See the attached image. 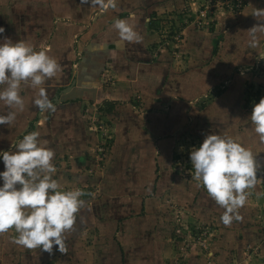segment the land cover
<instances>
[{
	"label": "rangeland",
	"instance_id": "obj_1",
	"mask_svg": "<svg viewBox=\"0 0 264 264\" xmlns=\"http://www.w3.org/2000/svg\"><path fill=\"white\" fill-rule=\"evenodd\" d=\"M236 3L117 0L116 9L102 11L81 0H0V43L4 37L27 40L61 65L44 85L57 110L42 114L33 104L38 89L22 86L24 110L12 125H0V152L15 151L24 135L39 131L40 142L55 151L53 178L61 190L91 193L81 197L85 223L78 216L66 255L55 245L52 254L17 246L11 230L0 235V264H264V167L239 210L243 220L226 227L220 221L224 209L197 187L190 161L207 135L220 134L249 148L264 165V144L249 118L264 98V44L248 46L256 5ZM132 12L139 32L153 24L157 41L154 34L142 44L120 40L112 24ZM145 44L160 54L154 62L136 58ZM139 63L157 76L148 84L161 104L153 111L167 114L166 121L160 115L151 120L152 130L150 116L137 112L150 94L140 95ZM111 70L132 79L127 88L133 93L123 102L131 105L121 107L120 125L89 102L88 111L73 103L77 98H61L64 88L110 85ZM8 111L0 101V115Z\"/></svg>",
	"mask_w": 264,
	"mask_h": 264
},
{
	"label": "clouds",
	"instance_id": "obj_2",
	"mask_svg": "<svg viewBox=\"0 0 264 264\" xmlns=\"http://www.w3.org/2000/svg\"><path fill=\"white\" fill-rule=\"evenodd\" d=\"M102 11L116 9L117 0H81ZM251 15L257 24L247 30L248 46L256 48L264 36V8H254ZM135 13L126 19H115L112 28L121 41L142 44L143 36L137 30ZM147 22V21H145ZM5 29L0 27V34ZM102 47V46H101ZM264 59V56H260ZM61 65L49 50L35 47L27 40L13 42L4 37L0 43V101L7 105V115H0V125L10 126L18 112L24 110L22 86L38 89L33 104L43 114L55 112L56 105L49 99L45 83L57 76ZM260 143L264 144V98L254 104L249 117ZM40 132L23 136L15 151L0 152L5 170L0 172V235L11 230L17 233L12 242L25 249H42L52 254L58 246L61 254L68 253L66 241L75 231L78 216L87 202L81 197L91 195L80 188L61 190L54 179L57 168L53 164L55 151L40 142ZM197 187L206 189L208 196L222 209L220 221L231 226L242 221L239 210L245 206L250 191L258 183L261 165L253 152L230 136L207 135L198 148L190 152ZM80 223L85 219L80 216Z\"/></svg>",
	"mask_w": 264,
	"mask_h": 264
},
{
	"label": "crops",
	"instance_id": "obj_3",
	"mask_svg": "<svg viewBox=\"0 0 264 264\" xmlns=\"http://www.w3.org/2000/svg\"><path fill=\"white\" fill-rule=\"evenodd\" d=\"M249 4L252 5V8L255 7V5H256V8H264V0H250ZM252 8H251V10H252ZM128 16H129V14L127 16H124V17L120 16V17H121V19H126V18H128ZM152 26H153V24L148 22L147 24L143 25V27H141L140 33L141 34L143 33V40H146L148 37L150 39L151 35H153V34H154L152 36L154 38L153 41L158 40L157 39L158 35H156L157 31H155V29ZM151 31H154L155 33H152ZM146 32L148 34H146ZM259 44H262V45L264 44V36L259 37ZM145 46H146V44H145ZM257 48H259V47H257ZM150 49H151L150 47L146 46L144 53H141L142 51L138 52L141 55H143V58L140 56V54H138L137 55L138 57H136V58L137 59H147L148 57L151 56L150 60L152 59V57H154V59H157L158 56H160V54L159 55H158V53L154 54L150 51ZM118 55L121 57V51L118 53ZM120 60H121V58H120ZM152 61L154 62L155 60L152 59ZM129 63L131 65L128 67H131L134 65L133 62H129ZM144 65H145V63H144ZM139 66H140V63H139ZM144 67H146V66H140L137 70L138 77L141 78V79H139V82L141 85H143L141 87H143L145 89V91L140 92V95H143V93H146V92L150 93V94L149 95L147 94L148 95L147 98H143L144 103H142V102L140 103L142 108H140L141 109L140 111L137 110V112H143V114L145 116H150L151 119L149 120V122L146 121V122H148V124L147 123L146 124L149 125V127L152 130L153 129L152 127H154L152 122L155 120V118H157V116L160 115V117L162 119H165V121H166L167 120V118H166L167 114L164 113V111H158V112L153 111V109L155 110L156 107L161 108V104H158L159 101L156 99L158 97L157 91H154L155 93L152 94V90H151V88H149L148 84H154L156 82L155 80H156L157 76L155 75L153 68H149V71L145 72ZM117 68L120 71H116V72H121V62L119 63V66H117ZM130 69H132V68H130ZM113 71L114 70H111L108 74V75L111 74L112 77H114V79H115V82H112L110 85H101L100 84L101 87L96 86L95 88L94 87L91 88L90 86L87 85L88 87H86L84 89L80 87L81 85H78V86H75L72 88H67V89L64 88L63 89L64 93L61 94V98L65 99V100L72 98V97H74L75 99L77 98L76 101H78V102H76V101L73 102L75 104L81 103L82 105H86L87 102H89V104H91L92 108H95L100 112L105 111L108 116L109 115L115 116L116 117V124L120 125L121 124V107L123 106L124 109H128V107L131 105V103L128 100H125V104L123 102H124V97L128 96L127 97V99H128L130 97L129 94L133 93V92H130V90L127 88L128 85H131L132 79L129 78L128 75L122 76L121 73L114 74ZM148 73H149L150 78H147ZM87 78H88V76H87ZM94 78H96V77H94ZM75 88L79 92H73L72 93V90L74 91ZM110 101L115 102V105L111 111H107L108 106H107L106 102H110ZM89 106L86 105L84 107L87 108L89 111ZM146 108H148L150 110L144 111ZM77 112H79V111L77 110ZM157 113H159V114H157ZM139 117L141 118L142 116H139ZM151 120H153V121H151ZM147 133L149 134V133H151V131H147Z\"/></svg>",
	"mask_w": 264,
	"mask_h": 264
},
{
	"label": "trees",
	"instance_id": "obj_4",
	"mask_svg": "<svg viewBox=\"0 0 264 264\" xmlns=\"http://www.w3.org/2000/svg\"><path fill=\"white\" fill-rule=\"evenodd\" d=\"M214 50H216V46H215ZM106 103H108L107 111H111L114 108L115 102L110 101V102H106ZM31 125H33V123H31Z\"/></svg>",
	"mask_w": 264,
	"mask_h": 264
},
{
	"label": "built area",
	"instance_id": "obj_5",
	"mask_svg": "<svg viewBox=\"0 0 264 264\" xmlns=\"http://www.w3.org/2000/svg\"><path fill=\"white\" fill-rule=\"evenodd\" d=\"M242 0H237V3L235 4L236 6H239Z\"/></svg>",
	"mask_w": 264,
	"mask_h": 264
}]
</instances>
